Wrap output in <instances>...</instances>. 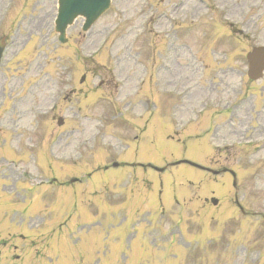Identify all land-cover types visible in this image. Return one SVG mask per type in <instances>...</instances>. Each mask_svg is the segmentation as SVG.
Masks as SVG:
<instances>
[{"label": "rangeland", "instance_id": "374dc122", "mask_svg": "<svg viewBox=\"0 0 264 264\" xmlns=\"http://www.w3.org/2000/svg\"><path fill=\"white\" fill-rule=\"evenodd\" d=\"M55 1L0 0V38H10L0 65V191L4 174L14 170L8 162L14 161L29 172L18 187L31 189L33 199L21 204L25 189H20L22 195L11 196L13 205L8 200L7 210L17 214V232L29 231L21 233L26 240H13L2 230L0 250L8 248L0 253V264H52L47 258L65 263L68 253L82 257V239L93 252L91 239L82 234L84 229L91 234L89 228L74 229L75 222L64 230L59 247L57 224L68 215L65 224L78 220V210L86 214L82 222L99 220L92 226L98 236L129 214L126 230L137 232L126 264H264V218L243 216L230 204L235 190L229 174L214 178L181 164L166 174L149 168L141 175L145 182L124 177L123 167L96 172L91 182L86 177L114 161L161 166L193 159L215 170H234L240 202L264 216V77L248 80L246 59L253 47L264 45V0H113L88 34L79 19L65 44L54 31ZM206 103L207 112L198 116L195 111ZM165 115L182 126L172 139L174 126ZM148 123L138 142L134 137ZM193 130L200 132L197 139L188 136ZM73 177L84 182L66 189L39 185ZM172 187L179 204L166 195ZM139 190L147 199L138 201ZM81 191L74 210V193ZM29 207L37 220L23 215ZM145 213L150 223L138 220ZM170 231L177 232L172 239ZM124 243L127 249L130 237ZM15 246L24 251L11 263ZM96 251L107 252L105 245ZM107 255L101 264L128 258L122 249Z\"/></svg>", "mask_w": 264, "mask_h": 264}, {"label": "water", "instance_id": "95a60500", "mask_svg": "<svg viewBox=\"0 0 264 264\" xmlns=\"http://www.w3.org/2000/svg\"><path fill=\"white\" fill-rule=\"evenodd\" d=\"M100 1H101V0H100ZM101 8H102V4L99 5V6H96V8H95L93 11H91V7L88 5V6H86L84 9H81L80 12H81V13H84V14L87 13V15L91 16V19H94V18L100 13L99 10H100ZM64 12H65V11H64ZM66 20H67V19H66ZM66 20H61L60 26L58 27V28L61 29L62 31H63V26H64V23L66 22ZM262 61H264V57H263ZM262 63H263V62H262Z\"/></svg>", "mask_w": 264, "mask_h": 264}]
</instances>
